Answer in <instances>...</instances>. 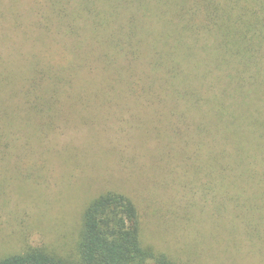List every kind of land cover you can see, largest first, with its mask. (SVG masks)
<instances>
[{"label":"trees","instance_id":"1","mask_svg":"<svg viewBox=\"0 0 264 264\" xmlns=\"http://www.w3.org/2000/svg\"><path fill=\"white\" fill-rule=\"evenodd\" d=\"M2 5L0 15L12 17L8 25L20 40L17 60L0 57V186L5 172L44 168L31 160L47 154L63 105L77 96L99 117L122 121L138 109L143 118L131 123L140 142L151 139L158 168L202 192L212 208L201 214L217 232L225 227L229 249L242 243L264 261V0ZM149 111H156L151 123ZM27 123L37 125L40 141H28L21 129ZM186 208L183 217L192 219ZM0 264L191 263L144 243L138 204L105 189L82 213L75 253L25 245L1 255Z\"/></svg>","mask_w":264,"mask_h":264},{"label":"rangeland","instance_id":"2","mask_svg":"<svg viewBox=\"0 0 264 264\" xmlns=\"http://www.w3.org/2000/svg\"><path fill=\"white\" fill-rule=\"evenodd\" d=\"M8 1H0V11L2 3ZM8 21H12L11 16L0 15L1 61L17 60L20 39ZM13 65L14 62L10 67ZM80 99L77 96L71 107L63 105L57 138L50 141L47 154L31 160L33 163L41 160L44 168L17 169L25 165L14 162L12 167L17 165L19 174L11 171L3 174L0 256L22 251L25 245L75 253L85 207L103 190L115 189L138 204L144 243L191 264H264L258 250L249 246L238 242L237 249H229L221 234L225 227L217 232L201 214L202 210L210 212L212 208L201 199L202 192L195 195L180 180L158 168L152 158L151 139L140 142L141 130L130 120L143 118L141 110L125 112V120L121 121L108 115L99 117V111L92 107L83 109ZM144 118L153 122L156 111H149ZM14 124L17 131L16 121ZM21 129L29 142L40 141L36 124H24ZM26 161L30 163L29 156ZM186 206L194 214L192 219L183 217L188 211Z\"/></svg>","mask_w":264,"mask_h":264}]
</instances>
